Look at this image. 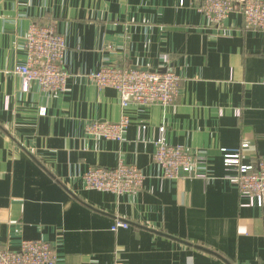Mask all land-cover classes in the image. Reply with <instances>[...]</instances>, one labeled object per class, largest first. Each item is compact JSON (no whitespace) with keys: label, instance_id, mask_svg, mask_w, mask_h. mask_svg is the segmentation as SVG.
Listing matches in <instances>:
<instances>
[{"label":"crops","instance_id":"0c3cea01","mask_svg":"<svg viewBox=\"0 0 264 264\" xmlns=\"http://www.w3.org/2000/svg\"><path fill=\"white\" fill-rule=\"evenodd\" d=\"M32 22L66 35L62 93L36 80L26 90L12 71ZM162 53L181 77L175 103L129 105L122 140L88 134L91 119L122 112L117 89L89 73L155 69ZM263 77L264 30L246 29L239 12L218 24L189 0H0V247L43 238L55 264H264V206L243 205L221 150L248 142L244 162L264 154ZM161 125L207 176L161 175ZM120 159L144 171L140 190L85 186L88 167ZM118 218L129 226L112 229Z\"/></svg>","mask_w":264,"mask_h":264},{"label":"built area","instance_id":"2783aa9c","mask_svg":"<svg viewBox=\"0 0 264 264\" xmlns=\"http://www.w3.org/2000/svg\"><path fill=\"white\" fill-rule=\"evenodd\" d=\"M185 0H180L183 4ZM202 11L211 23L220 24L231 12H239L246 29L264 30V0H189ZM25 58L17 61L12 71L23 80V88L29 89L33 80L43 89L62 93L67 89L69 72L63 66L67 50L66 35L52 23L32 22L25 43ZM161 66L155 69L131 68L125 65H105L91 71L89 77L99 86L117 89L122 108L118 120L91 119L86 132L95 137L122 140L131 119L126 112L129 105L175 103L181 89V77L176 72L169 53H162ZM264 83V77L262 79ZM45 112L43 108L41 110ZM240 114V109L236 110ZM145 127V125H143ZM165 126H160L153 160L161 168V175L178 178L186 175L207 176L195 152L180 144H172L164 137ZM221 147L227 176L236 180L239 193L246 198L243 205L264 206V154L251 162H244L243 148ZM144 171L136 164L120 159L114 166L91 165L82 172L88 188L133 193L144 185ZM129 221L118 218L112 229L129 226ZM58 255L53 243L43 238H26L19 249L0 247V264H55Z\"/></svg>","mask_w":264,"mask_h":264}]
</instances>
